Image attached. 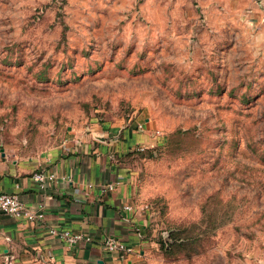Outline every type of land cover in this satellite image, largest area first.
<instances>
[{"label":"rangeland","instance_id":"1","mask_svg":"<svg viewBox=\"0 0 264 264\" xmlns=\"http://www.w3.org/2000/svg\"><path fill=\"white\" fill-rule=\"evenodd\" d=\"M94 126L140 135L125 264H264V0H0V148Z\"/></svg>","mask_w":264,"mask_h":264},{"label":"crops","instance_id":"2","mask_svg":"<svg viewBox=\"0 0 264 264\" xmlns=\"http://www.w3.org/2000/svg\"><path fill=\"white\" fill-rule=\"evenodd\" d=\"M138 136L130 129L94 126L44 155L11 157L0 148V193H17L27 206L45 213L39 222L0 210V264L41 259L53 264L131 263L132 253L147 244L146 225L132 199L129 173L115 155L129 150ZM37 168L55 171L57 179L41 188L32 176ZM110 182L113 189L105 186ZM53 227L90 238L69 245L51 233ZM108 236L122 239L134 251L125 255L106 250Z\"/></svg>","mask_w":264,"mask_h":264},{"label":"built area","instance_id":"3","mask_svg":"<svg viewBox=\"0 0 264 264\" xmlns=\"http://www.w3.org/2000/svg\"><path fill=\"white\" fill-rule=\"evenodd\" d=\"M143 149L144 146H140ZM33 178L38 182L41 188L46 187L49 183L54 182L57 179L55 171L48 170L47 168H37L32 172ZM108 189H113L115 183H108L105 185ZM129 207V206H127ZM0 210H3L11 215L18 217H25L29 220L42 222L45 218L43 210H36L26 205V203L20 198L17 193L13 192H1L0 193ZM51 233L58 235L65 240L69 245L76 244L79 240L87 238L84 233L80 231H74L70 228H51ZM103 246L106 250L111 252H117L120 254H129L134 251L131 245L125 243L122 239L116 236H108L103 242Z\"/></svg>","mask_w":264,"mask_h":264}]
</instances>
